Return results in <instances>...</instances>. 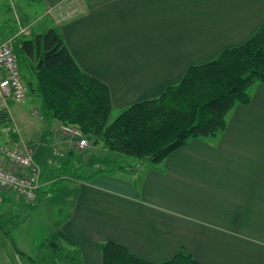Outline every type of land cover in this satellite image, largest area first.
I'll return each instance as SVG.
<instances>
[{
	"label": "crops",
	"instance_id": "obj_1",
	"mask_svg": "<svg viewBox=\"0 0 264 264\" xmlns=\"http://www.w3.org/2000/svg\"><path fill=\"white\" fill-rule=\"evenodd\" d=\"M38 4L63 12L62 20L76 12L59 23L51 17L50 28L58 29L80 70L108 88L118 113L157 98L189 67L243 45L264 22V0ZM42 27L31 32L43 33ZM16 105L0 104V112L12 121L9 110ZM32 106L39 110L37 100ZM24 125L22 138L9 134L0 145L31 153L43 186L51 180L47 170L56 169L48 164L53 149L65 151V138L60 122L44 123L27 113ZM122 161L123 168L65 190L69 208L54 236L79 253L80 264H101L99 246L107 241L150 263L183 253L197 264H264V85L252 88L247 105L231 110L217 137L191 140L159 165L145 161L135 168ZM0 167L13 168L2 155ZM8 194L0 192V203L17 198Z\"/></svg>",
	"mask_w": 264,
	"mask_h": 264
},
{
	"label": "trees",
	"instance_id": "obj_2",
	"mask_svg": "<svg viewBox=\"0 0 264 264\" xmlns=\"http://www.w3.org/2000/svg\"><path fill=\"white\" fill-rule=\"evenodd\" d=\"M8 34L12 35V30ZM10 40L26 93L39 103L35 111L42 122L76 125L91 145L154 165L191 140L217 137L224 131L231 110L236 105H247L252 88L264 85V22L243 45L223 51L206 64L189 67L176 85L157 98L127 107L113 120L108 88L80 70L57 28ZM9 120L7 113L0 112V124L6 121L9 128ZM74 153L66 154L52 172L53 177L56 172H70V165L81 164ZM121 168L120 164L97 168L72 182L88 183L100 174ZM51 238L49 246L57 250L61 241L57 236ZM66 250L68 264H80L79 253ZM99 251L101 264H197L183 253L163 263H150L113 241L102 243Z\"/></svg>",
	"mask_w": 264,
	"mask_h": 264
},
{
	"label": "rangeland",
	"instance_id": "obj_3",
	"mask_svg": "<svg viewBox=\"0 0 264 264\" xmlns=\"http://www.w3.org/2000/svg\"><path fill=\"white\" fill-rule=\"evenodd\" d=\"M31 1L32 3L30 5ZM75 13L74 11L67 12L64 20H62L60 17L63 16V12L57 9L40 6L38 0H0V43L10 40L11 38L21 36L28 37L31 31L35 32L38 30L37 26L40 25V23L43 25L41 32H44L53 25V23H50V19L54 18L55 21L59 23L65 21L67 18L74 17ZM23 22L25 23L23 24ZM8 29L13 32L10 36L8 34ZM35 101L36 98L34 96L28 95V100L25 104L11 106L9 110L12 118L11 125H14L15 130L14 128L13 131H11L12 128L7 130L6 128L4 129L3 125H0V141L4 139L6 141L9 134H13L16 137L18 136V138L19 136L20 138L24 136V123H26L27 120V113L29 117L32 118L33 114L31 115V112L32 110L33 112L35 111L32 104ZM8 103L7 101L3 104L0 99V104L6 105ZM15 107H17V110H15ZM118 115L119 113L117 111H112L110 120L115 119ZM27 126L25 127L27 128ZM60 126L80 131V129L73 124L60 123ZM60 126L59 131L65 138V151L53 149V152L66 155L71 152L67 151V149H71L82 162L81 164L77 162L73 166L70 165V172H56L54 177L52 172L55 171V169H48L47 171L51 173V180L49 179L50 183L45 182L43 186L41 185L39 190L42 189V197L40 199H38L39 192H37L35 200L29 203L15 197L16 201H22V203L18 204L14 198V200L9 199V203L4 201L0 203V264H68V261L65 260L67 246L63 245L61 242L60 247L55 250L52 245L49 246L48 242L52 240L51 237L54 236L57 223L61 221L69 208L67 197L70 192H66L65 190L71 189L70 185L73 183L72 181L75 180L74 178L77 176L86 177L89 171L96 170L97 168L110 169L112 165L120 163L122 161L121 158L123 161L127 162L126 165L131 164L133 167L135 166V168L142 162H145L116 155L109 152L101 145H91L89 139L84 135L83 136L88 141V147L81 151L77 147L76 139L70 134L65 136ZM16 129L19 131L20 135L17 134ZM5 149L8 148H5L4 145H0V155H2V150ZM24 153L27 154L26 151H24ZM135 161L137 162L134 165ZM88 164L92 165L87 166ZM93 164H98V166H94ZM103 165H108L109 167H104ZM46 166L48 165L46 164ZM57 166H55V168ZM61 177L64 179H60ZM8 195L10 196V194ZM12 195L13 194H11V196ZM17 250L22 252L23 256L19 255Z\"/></svg>",
	"mask_w": 264,
	"mask_h": 264
},
{
	"label": "built area",
	"instance_id": "obj_4",
	"mask_svg": "<svg viewBox=\"0 0 264 264\" xmlns=\"http://www.w3.org/2000/svg\"><path fill=\"white\" fill-rule=\"evenodd\" d=\"M0 99L3 104L7 101L23 104L27 100L26 88L21 79L11 40L0 43ZM33 115L38 116V113L34 111ZM60 129L65 136L70 134L76 139L79 150L88 147V141L79 130L63 126H60ZM2 156L13 168L0 167V191L13 194L24 202L34 201L41 188V168L30 154L23 151L5 149L2 150ZM62 157V153L53 152L48 164L59 166V159Z\"/></svg>",
	"mask_w": 264,
	"mask_h": 264
}]
</instances>
